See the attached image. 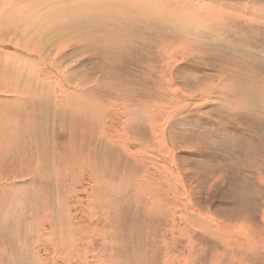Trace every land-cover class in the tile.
I'll return each mask as SVG.
<instances>
[{
    "label": "rangeland",
    "instance_id": "obj_1",
    "mask_svg": "<svg viewBox=\"0 0 264 264\" xmlns=\"http://www.w3.org/2000/svg\"><path fill=\"white\" fill-rule=\"evenodd\" d=\"M53 1L65 6L68 12L72 13L68 17L71 23L67 25V35L63 28L64 24L61 22L58 23L61 37L57 40V48H54L56 42L48 41L46 45L41 46L37 40L32 39H30V45L40 46L47 57L46 60L52 58L57 71H61V74L69 69V72L63 76L66 82L76 78L72 71L83 76L85 84L89 76L92 81L97 79L96 84L100 81V89L95 93L96 101L107 102L104 104L106 107L112 105L111 110L115 113L111 118L113 121L109 122L110 127L106 124V119L100 126L93 125L85 116L83 119H78L79 121L68 117L63 120L61 112L55 110L53 97L49 100L46 98V94L52 91H45L44 100L38 105L51 109L50 154L54 153L55 156L54 147L60 146L58 152L61 156L67 150L74 161L78 158L84 162L87 156L90 158L97 151V159L93 157L91 161L92 174L96 177L93 179L91 176L88 180L90 176H81L80 173L77 186L67 189L59 190L56 187L57 182L54 181L56 179L62 183L61 178L67 176L65 168H58L62 158L52 160L54 168L52 167L51 185L50 190L48 189L50 192L48 210H50L51 219L60 226V219L65 212L63 206L66 204L69 210H73L77 217L70 218L73 234L80 238L84 236L95 246L92 259L90 258L91 264L94 256L102 259L103 264H202L201 259L206 260L204 264H210L209 256L215 257L216 248L227 260L235 255L234 258L238 264H264V255L256 259L251 254L245 255L239 249L232 253L225 251L219 244L217 245L220 241L219 236H217V242L206 239L196 228L186 226L185 222L187 216L197 214L217 224L218 222H226L234 226L236 224L246 227L248 231L256 230V233L264 229L263 108L258 106L260 109L255 114L246 109H239L236 104H232L236 102L231 97L230 91L224 90L225 93L222 91L224 89L222 87L230 82L238 84L240 88L243 87L242 81L247 71L250 70L249 73H251L252 69L258 68L259 64L264 62V0H195L193 3L189 0H139L142 4H138V12H147L145 15L147 18L138 14L139 17L137 16L135 20L125 22L114 14L116 17L109 20L108 25L118 29V36L115 38L122 37L123 45L118 44L117 49H114L113 58L111 57L112 62L105 63H103L102 54L96 53L98 50H109L105 47L106 39L95 38L97 35H102V22L83 7L75 12L73 8L80 5V0ZM86 1L88 4L91 3ZM147 2L151 4L155 2L156 5L152 9L144 7ZM193 4L195 6L191 9ZM194 9L198 11V14L191 15L193 27L198 22H202L196 28L201 30L207 28L214 35L210 32L209 38H200V40L204 43L209 42L212 46H215L214 43H229L237 53L228 54L220 49L219 54L214 55L210 47L206 49L196 46L197 51L194 55L188 56L189 52L186 50L185 54L177 53L172 56L171 58L176 56V59L169 65L170 70H168L165 68L168 64L164 62L163 55L168 53L166 44L169 40L165 31L162 32L160 16L166 15L167 19L172 16L179 18L182 16L180 12L183 14L187 10ZM128 12L130 13L129 10ZM233 14L238 15V19ZM240 15L242 18L239 17ZM173 18L171 21L167 20L169 25L174 22ZM211 23L215 25L212 28ZM158 27L160 31L157 30ZM65 35L69 37V46L65 41ZM105 35L116 41L111 34L105 33ZM215 37H218L216 42H214ZM212 39L213 41L210 42L209 40ZM59 45L62 50L61 55L54 58L53 56L59 51ZM156 50H160L157 56ZM16 54L19 58L35 59L33 55L21 49H18ZM35 57L39 59L37 55ZM227 58L228 62L225 63ZM47 66L44 71H36L39 72V76H41L40 73L43 75L42 80L49 83L54 80L56 73L54 75L49 65ZM99 67L109 68L107 78ZM256 71H253L255 75ZM154 76L158 80H154ZM204 77L208 78V80L203 79L207 81V83L204 81L207 85L201 84L203 81L201 79ZM169 81L172 84L176 81L175 83L179 85L180 91L177 93L180 97L176 100L181 101L182 104L178 105L165 100V103L161 104L170 106L166 109L170 117L167 118L165 114V118L161 119L156 113L149 112V107L161 102L163 93L158 92L157 87L165 90L171 84ZM40 83V86H36V82L32 80L22 85L27 89L31 87L33 90H41L44 82ZM95 86L92 85V87ZM210 93L211 95H207ZM52 94L54 95V92ZM130 94H132L131 97H129ZM108 98L111 99V103L106 100ZM221 103L225 106L222 107ZM127 104L129 107H126ZM117 107L121 110L117 111ZM126 108H131V111L140 110L133 111L131 116H142V111L144 120L140 117L138 120L132 119L131 123H125L127 112H122V109ZM108 115L109 113L106 116ZM110 129L112 133L110 138L100 136V132ZM69 143L72 145L68 148L66 145ZM70 161L71 156L64 163L69 164ZM68 168L70 169L71 165ZM0 174H5L1 164ZM84 177L85 181L82 179ZM80 180L86 183L79 186ZM10 185L8 182H0V187ZM91 187L99 189L100 192L94 191ZM160 203L164 207L157 209ZM44 208V203H38L35 206L39 218ZM185 227L187 229L183 232ZM60 230L57 232L61 234ZM64 234V238L61 236L62 241L68 237L67 233ZM4 238L8 240L6 235ZM194 243L199 244L201 250H198ZM75 248L77 250L75 253H82V249ZM191 248L194 250L193 256H191ZM69 253L74 264L80 263L79 260H75L76 256L73 252ZM41 254L45 255L43 249ZM57 260L56 263L59 262V259ZM55 262L49 263L55 264ZM42 263L44 264L43 261ZM36 264H41V261Z\"/></svg>",
    "mask_w": 264,
    "mask_h": 264
},
{
    "label": "bare ground",
    "instance_id": "obj_2",
    "mask_svg": "<svg viewBox=\"0 0 264 264\" xmlns=\"http://www.w3.org/2000/svg\"><path fill=\"white\" fill-rule=\"evenodd\" d=\"M24 1L0 0V164L5 173V174H0V182H8L9 184H11L10 186L0 187V264H36V262L38 261H41V264H43L42 261L44 262V264H51L49 262L58 261L57 259H59V262L57 263L55 262V264H59V263L74 264V260L71 258L69 253L70 251L75 254L76 256L75 260L76 261L79 260L80 263L78 264H91L90 258L92 256L95 246H93V244L91 243L92 241L89 242L84 236L80 238L79 236H75L73 234V229H72L73 226L71 224L72 222L70 218L72 217H75V219L77 218L76 215L73 213V210H69V208L65 204V206H63L65 207L64 209L65 212L63 211L65 217L63 215V218L60 219V223H59L61 225L57 226L55 221L51 219L50 210H48L50 208L48 207V203L50 199L49 187L51 185V179H52L51 176L52 167L54 168V165L52 166L51 163L52 160L54 159L61 160L62 158V160L59 161L60 167L58 168H63V169L65 168V172L67 176L65 178H61L62 183H60L59 180L56 179H54V181L57 182L56 187L59 188V190L67 189L73 186H77V181L78 179H80V175H79L80 173L81 176H85V177L90 176L88 180L91 179V176L93 177V179L94 177H96V175L94 176L92 174L93 169H92L91 161L93 157L97 159L96 157L97 151L94 153L92 157L88 158L89 156H87L84 162L80 161L78 158L76 161H74L72 159V155H70L67 150L65 151V153L62 151L64 155L61 156V154H59L58 152L60 150V146L54 147L55 156L54 153L53 155L50 154L51 109H47V107H43L38 104L43 102L46 90L52 91L54 92V95L52 94V92L47 93L46 98L49 100L50 97H53L56 106L55 110L57 112L58 111L61 112L60 115L63 120L66 119V117H68L71 120L77 119V121H79L81 118L83 119V116H85L89 122H91L93 125H98V126H100L102 121L106 119L107 121L106 124H108L110 127L109 122L113 121L111 118L115 112L114 110H111L113 108L112 105L110 107L104 106V104H107V102L100 103L96 101L95 93L100 89V85H99L100 81H98V83L96 84L97 79H94L92 81V78H90L89 76L87 79V83L85 84L84 83L85 80H83L84 77L81 75L79 76L72 71L71 73H73L74 76H76V78L66 82L65 79H63V76H65L69 72V69L68 71H64V73L61 74V71H57V68L54 65L55 64L54 60L52 58L46 60L47 57L42 52L40 46L38 47L36 44L32 46L29 43L30 39L34 41L37 40L39 42V45L41 46L46 45L47 44L46 42L48 41L56 42L54 44V48H57L58 45L57 40L60 39L61 37V34L58 30V23L63 22L64 24L63 28L67 35L68 32L67 25L71 23L68 17L72 13L68 12V9L65 6L59 5L57 4V2H54L53 0H42V1L39 0L40 3L38 0H37L38 2L34 0H31L30 2H27L28 0H24ZM88 1H90L91 3L88 4L86 0H80V5L75 6L73 10L75 12H78L79 9L83 7L88 13H91L92 15L95 16V18H98V20L102 22V30H101L102 35L100 36L97 35L95 36V38L106 39L105 47L106 49L109 50L107 51L98 50L96 51V53L102 54V59H104L103 63L112 62L111 57L113 58L114 49H117L118 44L122 46L123 40L122 37L121 39L115 38L116 36H118L117 33L118 29L113 25H108V22H110L109 20L116 17L114 15L116 14L119 16V18L123 19L125 22H131L132 20L136 19L138 14H140V16H142L143 18H147L145 16L147 12L145 11L142 12L140 11L141 13L138 12L139 10L138 4L140 5L142 4L141 1L139 2V0H88ZM182 1H186V0H182ZM194 1L195 0H189L190 3H193ZM144 5H145L144 7L147 8L151 7L152 9L154 5H156V3L152 2L151 4L150 2H147ZM176 6L178 7V5ZM194 6L195 5L193 4L191 9H193ZM128 10L130 11V13L128 12ZM196 11H197L196 9L190 11L187 10V12L186 13L184 12L183 14H181L180 12L179 14L182 16L179 18H173L172 16L174 20L172 25H169L167 22V20L171 21L172 18L169 17L167 19L166 15L160 16L162 32L163 30L165 31V33L167 34V39L169 40L168 44L165 43L167 46L166 51L168 53H165L163 55L164 62L168 64L166 67L164 65V67L167 68L168 70H170L169 65L174 61V59H176V56L174 58H171L172 56H174L177 53L183 54L186 50L189 52L188 56H191V54L194 55L197 51L195 49L196 46L204 47L206 49L210 47L214 55L215 54L218 55L220 49L226 51L228 54L235 55L237 53L236 51H234L233 47L229 43H223V44L219 42H218L219 44L214 43L216 42L218 37H215L216 39H214L213 43L215 44V46H212L211 43L209 42L204 43L203 40L202 41L200 40V38L201 39L206 37L209 38L211 34L213 35V33L209 31V29L207 28H204L202 30L196 28L198 25H200L199 23L202 22H198V24L197 25L195 24L193 27L191 15L195 14L196 16V14H198V11L197 12ZM233 15L238 19V15L235 14ZM239 17H241V15ZM73 22L78 23L75 21ZM214 26H215L214 23H211L210 27L212 28ZM257 29L259 28L257 27ZM157 30L160 31V27H158ZM145 31H147V29ZM105 33L106 34L109 33V35L111 34V36H114V39H116V41H114L112 38H107ZM168 34L170 35L168 36ZM66 35H65V41L67 42V46H69L68 45L69 37H67ZM151 38L153 39V37ZM209 41L212 42L213 39ZM180 42H182V44ZM62 43L63 42L61 40V44ZM191 43H193V47H191ZM60 45L58 48L59 51L56 52L57 54L53 56L54 58H58L61 55L60 51L62 50L60 49L61 48ZM12 49H14V51H12ZM18 49H21L25 53H29V55L31 56L33 55L35 59H32V57L19 58V56L16 54V51ZM159 52L160 50H156V56ZM36 55L39 57V59H36L35 57ZM43 59L46 60L47 62L46 61L39 62ZM227 62H228V58L225 60V63ZM47 65H49V68L50 70H52V73L54 75L56 73L55 77H53L54 80L49 81V83L47 81H44V79L42 80L41 76L43 75L40 73L41 76H39L38 75L39 72L36 71V70H40V71L46 70V68L48 67ZM99 69L101 72H103L104 77L107 78V76L109 75L107 69L109 68L99 67ZM254 70H257L256 75L253 73ZM249 72L250 70L247 71V73L246 71L243 72L244 74L246 73V75L244 76V80L242 81L244 84L243 87L240 88L239 86H237L238 84L236 85L235 83L230 82L229 84L226 83L225 87H222L224 89L222 88L221 89L223 93H225L228 90L230 91V94L232 95L231 97H233V99L235 100L234 102H236L232 104L233 105L236 104L237 108L244 110L246 109L247 111L248 110L252 111V113L255 114L257 111H259L260 108L258 106H260L263 108V112H264V62H261L258 68L252 69L251 73ZM77 78L78 80H76ZM153 79L158 80L157 77L155 76L153 77ZM203 79L206 78L204 77L201 80ZM32 80L36 82V86H40L41 84L40 82H44V85L42 84L41 90L39 89L33 90V88L31 87L30 89H27L22 85L23 83L25 84L30 83L32 82ZM195 80L197 81L198 79ZM206 80H208V78ZM206 80L201 81V84L207 85ZM204 81H206V83ZM164 82L166 83V81ZM175 82H173V84L172 82L171 84L169 83L170 84L169 87L165 90H163V88L161 89L160 87H157V91L158 92L161 91L163 93L162 95L163 99L161 100V102L159 103L157 102L158 104L155 103L154 106L152 107L150 106L149 112L156 113L157 116L161 119L165 118L164 116L166 114L167 115L166 117L168 118L170 116L169 113L166 111V109L169 108L170 106L169 105L163 106L161 103H165V100H167L171 103H175L178 105L182 104L181 101L178 102L179 100H176L178 97H180L177 93V91L178 92L180 91L178 90L180 89V87ZM165 83L163 84L165 85ZM94 84H96V86ZM92 85L95 87H92ZM150 86L152 87V85ZM153 87L155 88V86ZM158 92H156V94H158ZM131 95L132 94H130L129 97H131ZM207 95H211V93ZM185 97L187 98L189 96H185ZM210 97L211 96H209V98ZM158 99H160V97ZM106 100L111 103V99L108 98ZM118 105L120 106V104ZM220 105L222 107L225 106L223 103H221ZM126 107H129L128 104ZM229 109L231 111H234V109L232 108ZM120 110L121 109L117 107V111ZM124 111L127 112L125 123H131L130 121H132V119L138 120V118L140 117H141L140 119L144 120V113L142 111H141V113L143 114L142 116L139 115L131 116V113L133 114V111L138 112L140 110L136 109L131 111V108H126V109H122V112ZM108 113L109 115L106 116ZM148 116L150 115L148 114ZM77 123L78 122H76V124ZM110 131L111 129L108 131L103 130V132H100V136L110 138V135L112 134L110 133ZM72 136H75V134H72ZM70 145L72 144L69 143L68 145H66V147L69 148ZM69 156H71V161L69 162V164H65L64 161L66 159H69ZM69 165H71L70 169L68 168ZM106 174L107 173H105V175ZM85 177L82 178L84 181H85ZM83 180H80L78 184L79 186H83L86 183ZM70 184H72V186H69ZM92 189H94V187ZM109 189L111 191V188ZM96 190L97 189L95 188L94 191ZM9 201L11 202L10 204ZM38 203L45 204V208L40 218L38 211L35 210V206ZM79 204L81 205V203ZM164 204L166 205V203ZM76 207H78V205ZM163 207L164 206L162 205V203H160L157 206V209ZM184 213L185 212H183V214ZM177 216L175 217L177 218ZM190 216L189 217L187 216V219L185 221L186 226L196 228L197 231H200L202 233L204 238L206 239L209 238L212 241L215 240L217 242L218 241L217 236H219L220 241L219 243L217 242V245L219 244V246L224 248L225 251H230L232 253L236 249H239L245 255L251 254L255 258L260 255H264V235H263L264 229L262 231L259 230L257 233L255 232L256 230L255 231L250 230L253 231L250 232L246 227L237 226L236 224L235 226L233 224L231 225L230 223H226V222H222V223L218 222L217 224L216 222H213L209 220V218L204 216L200 217L197 214ZM186 229L187 228L185 227L182 231L184 232ZM57 230H60V232L62 233L61 234L58 233ZM64 233H67L66 236L68 237L66 240L62 241L61 239L64 238L65 235ZM4 235L8 237V240L4 238ZM201 240H203V238H201ZM54 242L55 244H53ZM207 243H209L208 240ZM194 244L195 246L198 247L197 248L198 250H201L199 248V244L197 243ZM75 247L79 248V250L82 249L81 250L82 253L80 252L75 253V251H77ZM42 249L45 253L44 256H42L43 252L41 254ZM215 251L217 256L215 255L214 258L213 256H209L210 262L208 263L226 264L225 262H227L228 264H238L235 261L234 258L235 255H233L232 258H230V260H227L223 254L221 256V252L217 251V248L215 249ZM236 253L239 254L238 252ZM236 253L234 252V254ZM193 255H194V250L191 248V256ZM249 260H251L250 256H249ZM204 261L206 260L204 259L200 260L202 264H204ZM92 264H103V261L99 257L94 256L92 260Z\"/></svg>",
    "mask_w": 264,
    "mask_h": 264
}]
</instances>
